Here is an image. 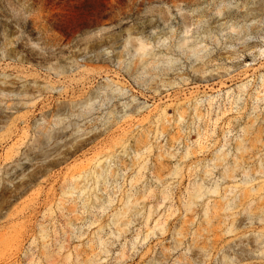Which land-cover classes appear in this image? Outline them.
Here are the masks:
<instances>
[{
    "label": "rangeland",
    "instance_id": "rangeland-1",
    "mask_svg": "<svg viewBox=\"0 0 264 264\" xmlns=\"http://www.w3.org/2000/svg\"><path fill=\"white\" fill-rule=\"evenodd\" d=\"M0 264H264V0H0Z\"/></svg>",
    "mask_w": 264,
    "mask_h": 264
}]
</instances>
